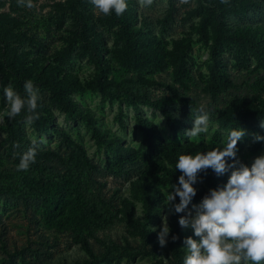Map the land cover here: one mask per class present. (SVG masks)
Returning <instances> with one entry per match:
<instances>
[{"label":"rangeland","instance_id":"374dc122","mask_svg":"<svg viewBox=\"0 0 264 264\" xmlns=\"http://www.w3.org/2000/svg\"><path fill=\"white\" fill-rule=\"evenodd\" d=\"M32 3L0 0V264H184L185 238H199L178 223L184 213L172 203L179 197L166 199L181 175L178 157L222 149L234 128L246 131L237 143L243 164L264 155V142L255 140L264 136V0H207L204 7L199 0H126L120 16L98 13L91 0ZM85 38L98 44L88 47ZM10 55L11 68L2 62ZM42 71L46 82L36 87L45 118L26 125L23 117L10 127L4 88L19 92L16 72L38 78ZM122 87H139L141 95ZM157 99L175 118L173 127L152 104ZM201 108L209 113L208 131L189 138ZM34 142L35 161L59 167L73 165L74 147L83 152L81 185L97 189L101 224L82 233L49 227L41 199L19 196L17 166ZM229 175L198 173L188 207ZM141 231L149 232L145 243Z\"/></svg>","mask_w":264,"mask_h":264},{"label":"clouds","instance_id":"9594fccd","mask_svg":"<svg viewBox=\"0 0 264 264\" xmlns=\"http://www.w3.org/2000/svg\"><path fill=\"white\" fill-rule=\"evenodd\" d=\"M145 5H151L153 0H140ZM187 3L188 0H182ZM227 2V0H222ZM98 13L105 16L113 11L117 16L128 7L126 0H91ZM20 6L33 7L32 0H18ZM22 96L11 85L4 88L8 104L6 115L14 118L26 110L25 124L31 125L39 119L35 110L42 100L39 89L32 80L23 84ZM209 113L203 108L193 120L190 130L185 132L189 138H197L208 131ZM264 128V122L261 123ZM246 131L241 128L232 129L227 136L224 147L213 148L207 152H197L195 155L185 154L178 157L175 168L181 175L178 183L170 185L167 202H173L179 197V203H172L175 213H184L178 223L182 228L190 227L195 237H187L184 244L188 254L184 264H241V261H251L252 264H264V155L254 159L250 166L243 164L237 157V143L241 141ZM258 142H264V136H255ZM43 138L40 143H45ZM19 147V145H15ZM37 145L34 142L21 157L18 171H27L35 163ZM231 158V163L225 158ZM212 169L215 174L223 175L230 171L226 184L222 188L210 189L199 204L188 207L196 189L197 174ZM155 230V229H153ZM169 227L166 222L158 233V243L166 245ZM177 237L173 236L175 240Z\"/></svg>","mask_w":264,"mask_h":264},{"label":"trees","instance_id":"16d2710c","mask_svg":"<svg viewBox=\"0 0 264 264\" xmlns=\"http://www.w3.org/2000/svg\"><path fill=\"white\" fill-rule=\"evenodd\" d=\"M207 0H199V6L204 7ZM70 5V4H69ZM70 11L74 15L75 24L78 22L79 18L75 16V7L72 4L70 6ZM77 34V33H76ZM79 38V37H78ZM84 40V39H82ZM87 46H95L98 44L96 39L85 38ZM11 56L3 57V65L9 66L10 68L16 64V60L11 59ZM44 71L40 72L39 77L38 72L34 75L28 77L20 78L19 72H16V76L11 77L18 86L19 93L23 96V84L26 80H32L34 85L37 87H42L44 84L45 74ZM45 78V79H44ZM5 84L11 83L10 79L4 81ZM121 92H129L133 95H141V88L136 87H122ZM159 109L164 111L168 123L173 127L175 123V118L171 116L165 109V103L162 99H157L152 102ZM8 109V106L6 107ZM40 109H46L42 104L38 103V107L35 110L39 113V117L45 118L42 115ZM27 115L26 110H22L21 114L9 118L6 115V121L10 127L16 123L20 118ZM45 127H42L44 129ZM72 157H74V163L71 167H59L51 163L37 162L33 163L27 171H21L20 179L23 183V187L19 196L24 195L23 193L33 192L35 193L42 202L43 208V219L44 222L52 228L55 229H73L82 233L85 230H91L97 225L101 224L104 215H102V207L100 206L101 200L97 197L95 191L91 190L89 187H82V177L81 173L84 172L86 166V159L83 152L77 150L74 147L72 152ZM73 162V161H72ZM83 178V179H82ZM7 191L10 194H16L12 189ZM143 242L145 243L149 240L150 235L147 231L140 232ZM103 259L110 258V255H102ZM172 264H175L172 262Z\"/></svg>","mask_w":264,"mask_h":264}]
</instances>
